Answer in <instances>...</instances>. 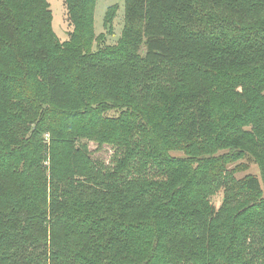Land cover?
<instances>
[{"label": "trees", "instance_id": "trees-1", "mask_svg": "<svg viewBox=\"0 0 264 264\" xmlns=\"http://www.w3.org/2000/svg\"><path fill=\"white\" fill-rule=\"evenodd\" d=\"M65 2L61 42L47 0H0V132L28 130L27 180L48 189L8 206L0 175V264L19 242L34 264L40 228L45 264H264V0H125L119 44L98 51L96 0ZM84 140L115 146L111 164ZM233 154L263 179L237 177Z\"/></svg>", "mask_w": 264, "mask_h": 264}, {"label": "rangeland", "instance_id": "rangeland-1", "mask_svg": "<svg viewBox=\"0 0 264 264\" xmlns=\"http://www.w3.org/2000/svg\"><path fill=\"white\" fill-rule=\"evenodd\" d=\"M52 11V30L55 36L61 41L65 42L70 38V33L73 30V24L69 19L67 5L65 0H47ZM109 10V11H108ZM107 14L110 15V20L112 22L107 24L106 19ZM125 17H126V3L125 0H96L94 6V19H93V28L95 34L98 36L96 42L94 43V51H98L100 48L112 47L119 44V38L122 37L123 31L125 28ZM42 90V88H40ZM43 94V93H41ZM112 113V112H111ZM112 114H116L113 112ZM19 117L21 121L27 124V128L33 129L36 124L29 120L28 118H22L19 115H15V119ZM41 127H44L43 124H40ZM64 128L65 126H60ZM67 127V126H66ZM19 129V131H18ZM244 129H251V127L245 126ZM62 133L59 130H56L54 135L59 137V134ZM28 130L22 131L16 125H11L6 130V133L0 132V175L4 174L7 176V181L9 182L8 194L4 200L8 206L18 205L19 207L26 208V204L30 201L35 202L37 195L41 193L42 197L44 196V191L48 192V189H43L39 192V188L36 185L31 184L27 179L30 174L34 175V172L31 167L27 166V162L20 156L23 152H26L27 149L31 148L29 142ZM54 136V137H55ZM28 137V138H27ZM50 135H47L46 142L50 143ZM87 140H84L86 142ZM45 143V139L42 140ZM39 141V144H42V151L46 157H50L49 149L44 146V144ZM88 151L91 154L93 160L101 161L107 165L111 164V160L114 157L116 152L115 146L109 143H100L97 140H91L86 142ZM172 142H169V144ZM50 145V144H49ZM48 145V146H49ZM86 145V144H85ZM183 144L180 146L182 147ZM257 151H260L262 148L260 144L255 147ZM232 151L229 148L220 150V154H230ZM116 154V153H115ZM172 156H182L186 157L185 148L174 149L170 151ZM230 164L229 167L236 171L237 177H243L246 175H255L260 180L263 179L262 171L260 165L256 162L254 156L244 154L243 156H237L235 154L229 156ZM46 166L49 165V160L46 159ZM76 188V187H75ZM78 192V189L76 188ZM86 196L82 198V201H87L89 194L85 192ZM33 195H35L33 197ZM223 200V192H219L212 198L213 204L219 207ZM42 207V205H40ZM21 218V217H20ZM76 218V215L73 219ZM26 225L27 223H21ZM41 231V228H40ZM40 231H34L32 239L39 240V244L33 250V256L31 257L34 264H45L46 252L44 247H41L42 244L48 243L47 253L51 252L52 245L48 241L46 234H41ZM50 238V237H48ZM19 245H22V249L18 250V257L21 255H26L25 250L27 245L25 243L19 242ZM61 246V244H60ZM72 252L71 254H79V249L77 250L73 244H70L68 240L62 242V247ZM51 248V249H50ZM54 248V247H53ZM3 250H0L2 253ZM17 258L11 257L14 264H18L19 260Z\"/></svg>", "mask_w": 264, "mask_h": 264}]
</instances>
